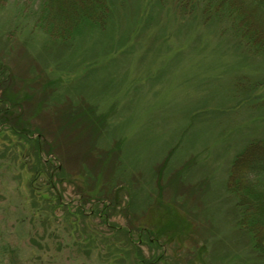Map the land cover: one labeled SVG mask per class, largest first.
Here are the masks:
<instances>
[{
  "label": "rangeland",
  "instance_id": "1",
  "mask_svg": "<svg viewBox=\"0 0 264 264\" xmlns=\"http://www.w3.org/2000/svg\"><path fill=\"white\" fill-rule=\"evenodd\" d=\"M39 10L0 0V264H264L229 181L264 56L177 0L63 38Z\"/></svg>",
  "mask_w": 264,
  "mask_h": 264
},
{
  "label": "trees",
  "instance_id": "2",
  "mask_svg": "<svg viewBox=\"0 0 264 264\" xmlns=\"http://www.w3.org/2000/svg\"><path fill=\"white\" fill-rule=\"evenodd\" d=\"M117 3L121 0H39L37 22L45 30L48 27L49 35L55 31L61 33L60 38L67 34L72 37L87 28L105 27ZM177 3L183 12L200 9L205 20H223V31L229 29L249 52L264 56V0H177ZM75 12L78 18L71 20L70 28L56 31L51 21L63 16L71 19ZM229 181L231 191L238 196L240 223L249 232L252 246L264 257V137L250 140L235 154ZM236 185L243 188L240 190Z\"/></svg>",
  "mask_w": 264,
  "mask_h": 264
}]
</instances>
